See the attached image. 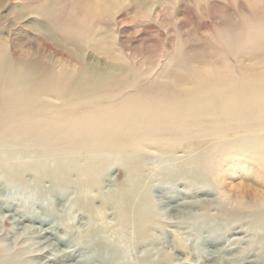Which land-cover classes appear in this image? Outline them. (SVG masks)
<instances>
[{"label":"rangeland","instance_id":"rangeland-1","mask_svg":"<svg viewBox=\"0 0 264 264\" xmlns=\"http://www.w3.org/2000/svg\"><path fill=\"white\" fill-rule=\"evenodd\" d=\"M67 25H83L86 38L78 40L84 43L60 35ZM0 43L7 60L30 61L37 72L84 67L118 74L111 65L120 64L140 74L141 85L211 65L258 69L264 63V0H0ZM157 148L141 146L130 164L121 156L111 160L89 206L73 184H37L28 175L25 186L1 187L0 171V206L17 209L15 220L26 219L23 226L56 238L54 249L68 257L55 264H264V165L226 152L211 159L212 167L181 169L174 161L182 151ZM135 167L137 178L129 173ZM115 195L127 197L125 215L149 210L143 232L130 218L119 222ZM10 214L0 211L5 231ZM21 240L8 244L15 251L22 245L26 260L40 261L33 257L38 247Z\"/></svg>","mask_w":264,"mask_h":264},{"label":"bare ground","instance_id":"bare-ground-1","mask_svg":"<svg viewBox=\"0 0 264 264\" xmlns=\"http://www.w3.org/2000/svg\"><path fill=\"white\" fill-rule=\"evenodd\" d=\"M71 28L64 26L60 35L71 43H84L78 40H84L83 25ZM30 66V61L7 60L0 43V171L5 180L1 187L24 185L25 176L31 175L37 184L46 180L59 186L73 184L88 205L89 196L98 191L99 173L111 160L121 156L127 164L135 162L133 157L147 144L161 145L157 149L166 154L182 151L180 160L174 161L181 162V169L200 163L212 167L211 159L218 161L226 152L251 155L264 165V63L247 70L211 65L144 85L140 74L133 75L126 65H111L118 74L84 67L37 72ZM139 172L137 167L129 169L134 178ZM115 196L119 222L126 224L130 218L138 234L143 232L151 220L149 210L139 208L125 215L121 203L127 197ZM9 208L0 206V211L11 213L10 230L0 227V264H55L68 257L54 249V236L23 226L26 219L15 220L18 210ZM235 208L246 210L238 203ZM20 238L31 241L27 248L38 247L33 257L41 256L40 261L26 260L22 245L15 251L8 244Z\"/></svg>","mask_w":264,"mask_h":264}]
</instances>
